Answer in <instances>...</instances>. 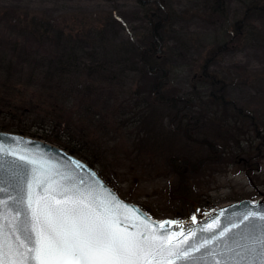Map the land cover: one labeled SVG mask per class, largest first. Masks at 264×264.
Instances as JSON below:
<instances>
[{
  "label": "trees",
  "instance_id": "obj_1",
  "mask_svg": "<svg viewBox=\"0 0 264 264\" xmlns=\"http://www.w3.org/2000/svg\"><path fill=\"white\" fill-rule=\"evenodd\" d=\"M162 1L159 7L141 11L136 36L122 41L114 32V28L121 30L120 24L107 22L75 35L58 32L57 25L47 18L0 11V114L14 122L6 125L0 120V130L27 134L15 120L33 122L32 127L51 133L41 139L78 156L94 169L101 166L94 154L107 152L101 145L105 137L100 130L103 124L115 123L134 130L131 136H136L138 143L163 145L168 160L172 165L182 164V169L189 161L194 167L203 161L195 153L197 148L219 161L242 154L240 161L251 166L252 161H248L253 150L247 146L262 137V112L249 113L245 106L228 100L233 84L228 78H233L220 70L218 60L248 32L254 33L251 25L258 15H264V4L245 2L238 16L231 15L226 0L205 2L210 23L229 26L232 36L229 49L214 42L200 55L195 50L203 41L178 27V20L171 21L172 7ZM188 54L195 55V64L199 62L197 80L204 87L200 90L196 83L191 91L168 88L173 69L186 64L180 61ZM240 78L238 73L237 82L247 83V78ZM201 93H207L208 100H200ZM166 117L169 130L163 121ZM214 122L212 133L217 136L211 137L209 126ZM250 135L255 138L248 137L241 145L238 139ZM88 144L94 152L86 150Z\"/></svg>",
  "mask_w": 264,
  "mask_h": 264
},
{
  "label": "rangeland",
  "instance_id": "obj_2",
  "mask_svg": "<svg viewBox=\"0 0 264 264\" xmlns=\"http://www.w3.org/2000/svg\"><path fill=\"white\" fill-rule=\"evenodd\" d=\"M207 1L164 0L168 7H172L171 21L178 20V27L182 26L187 34L199 37L203 41V46L197 45L198 48L195 50L200 55L214 42L226 45L229 49L232 36V29L228 28L229 26L220 24L216 27L210 23L204 12ZM162 2V0H0V11L27 13L30 18H47L57 25L58 32L75 35L92 28H100L107 22L113 23L114 26L120 24L121 30L114 28V32L117 33L118 40L122 41L136 36L140 27V22L136 19L140 17L141 11L159 7ZM245 2L264 4V0H226L225 7H231V15L240 16L244 11ZM253 23L251 28L254 33L248 32L238 45L222 54L218 66L226 75L229 74L233 78H228L229 81L233 80L228 90V100L245 106L249 113L260 110L262 112L260 117L264 119V90H260V87H264V15H258ZM224 27L229 30L226 31ZM183 55L185 56V53ZM196 59L193 54L182 57V61H179L186 64L176 65L170 82L167 81V87L175 86L183 91H191L197 83L198 89L201 90L204 86L197 80L199 62L195 64ZM218 73L226 76L220 71ZM238 73L241 78L245 77L244 81L247 78V83L237 82L235 78ZM16 89L19 92L23 90ZM206 95L208 94L201 93L200 100L203 102L208 100ZM154 106L159 109L157 104ZM106 115L110 116V113L107 112ZM109 118L112 119L111 116ZM0 120L6 125L14 124L2 114ZM163 121L169 130V118L166 117ZM15 122L23 131H27V136L41 139L44 135L51 134L46 130L32 127L33 122L21 123L16 120ZM205 123L207 125L209 121ZM215 125L216 122L209 126L211 134L209 132L208 135L211 137L217 136L213 134ZM102 127L100 132L105 139L101 145L107 152L105 155L94 154L96 160L101 163L95 170L101 173H99L101 178L122 198L139 205L156 219L185 220L194 217L196 210L203 214L232 202L256 200L264 196V130L260 133L262 137H257L247 146L253 150L248 161H252L251 166L246 167L240 161L241 158L238 156L242 154L237 153L232 155V158L228 157L226 160L221 158L219 161L217 160L219 158L214 160L213 157H207L203 149L201 151L197 148L195 153L200 155L203 161L200 160L197 167L189 161L182 169V164L172 165V160H168L169 155L165 152L166 148L160 143L150 146L145 142L138 143L137 137L131 136L135 135L134 130L122 129L118 123L110 126L103 124ZM209 127L207 126V130ZM248 137L255 138L253 135L239 138L241 145L242 141L244 143L248 141ZM74 145L77 146L76 143ZM142 149L145 153L141 154ZM86 150L94 152V148L89 144Z\"/></svg>",
  "mask_w": 264,
  "mask_h": 264
},
{
  "label": "snow or ice",
  "instance_id": "obj_3",
  "mask_svg": "<svg viewBox=\"0 0 264 264\" xmlns=\"http://www.w3.org/2000/svg\"><path fill=\"white\" fill-rule=\"evenodd\" d=\"M6 155L13 153L0 145V264H200L204 256L193 253L201 249L212 264H264V211L227 225L214 221L202 229L212 235L189 245L194 231L177 241L183 233L165 228L175 222L154 226L147 218L129 231L121 219L128 206L112 193L26 155H15L20 164Z\"/></svg>",
  "mask_w": 264,
  "mask_h": 264
},
{
  "label": "water",
  "instance_id": "obj_4",
  "mask_svg": "<svg viewBox=\"0 0 264 264\" xmlns=\"http://www.w3.org/2000/svg\"><path fill=\"white\" fill-rule=\"evenodd\" d=\"M0 145H2L6 151H11L13 153V155H6L4 157L6 162L15 161L16 164H20V161L15 160V155L23 154L31 159H35L38 165L46 164L50 168H54L61 173L67 174L73 178L74 182H78L82 179L84 182V185L82 186H92L102 195H106L105 190L112 193L113 196L123 205L128 206V210L121 209V219L123 223L128 225L129 231H135V228H133L132 225H139L140 220L144 218H147V222L153 223L154 226L166 221H172L175 223L166 224L165 228L169 229L173 233H183L175 238L177 241H183L185 236H187L190 231L195 232V236L188 240V244L192 245L213 234L208 231H202V229L206 228L210 224H213L214 221L219 222L220 225H227L230 222H237L247 212L264 211L263 196L256 200L244 199L232 202L218 207L206 214H201L199 211H196L195 217L185 220H160L152 217L139 205L121 198V196L101 178L94 168L82 159L57 145L26 135L4 131H0ZM97 185L102 187H97ZM4 198H6V196L4 194H0V199ZM9 205L11 206V201H9ZM133 209L135 211H131ZM193 255L204 256V259L200 261V264H212L213 262V257L206 255L204 249H201V252L193 253ZM215 259L219 260L220 257L217 256ZM177 264H185V262L177 261ZM188 264H191V262H188Z\"/></svg>",
  "mask_w": 264,
  "mask_h": 264
}]
</instances>
